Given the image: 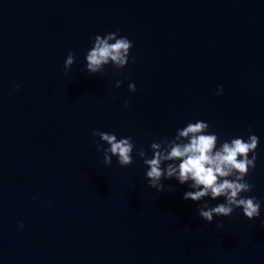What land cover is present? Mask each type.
<instances>
[{"label": "water", "instance_id": "1", "mask_svg": "<svg viewBox=\"0 0 264 264\" xmlns=\"http://www.w3.org/2000/svg\"><path fill=\"white\" fill-rule=\"evenodd\" d=\"M117 28L129 61L85 72L90 39ZM195 119L259 137L260 217L208 223L186 184L147 185L135 149ZM93 129L131 136L133 162L105 165ZM261 219L264 0H0V264H264Z\"/></svg>", "mask_w": 264, "mask_h": 264}, {"label": "clouds", "instance_id": "2", "mask_svg": "<svg viewBox=\"0 0 264 264\" xmlns=\"http://www.w3.org/2000/svg\"><path fill=\"white\" fill-rule=\"evenodd\" d=\"M133 42L120 34V29L104 34H95L90 39V47L84 54V71L90 74L103 73L104 67L111 64L122 68L130 59ZM76 57L71 50L63 61L65 70L69 69ZM121 81L116 80L119 87ZM19 87V85H15ZM129 91H135L136 85L129 81ZM223 86L217 85L215 95H221ZM125 107L128 100L123 101ZM98 136L97 149L102 150L103 163L108 165L115 157L120 166L133 162L134 142L131 136H117L115 132L92 130ZM259 137L249 131L247 136L234 135L228 139H219L215 131L210 130L206 120L187 121L177 127L170 138L154 140L149 144L151 156L143 147L135 149L136 155L145 165L144 176L147 185L157 192L164 190V179H175L179 184H186L187 190L182 199L198 202L196 212L201 219L211 223L214 217H227L239 208L244 217L251 220L260 217L262 198L247 195L252 184L245 177L255 167L256 149ZM169 190L174 188L168 185ZM207 198V199H205ZM215 200L212 204L210 201ZM260 224L264 226V219ZM221 222L217 219V225ZM23 227V222H18Z\"/></svg>", "mask_w": 264, "mask_h": 264}]
</instances>
